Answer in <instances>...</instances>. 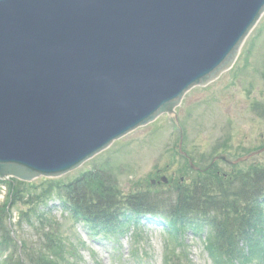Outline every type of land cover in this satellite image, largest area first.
<instances>
[{
    "label": "water",
    "instance_id": "obj_1",
    "mask_svg": "<svg viewBox=\"0 0 264 264\" xmlns=\"http://www.w3.org/2000/svg\"><path fill=\"white\" fill-rule=\"evenodd\" d=\"M263 14L264 0H0V179L62 176L176 114Z\"/></svg>",
    "mask_w": 264,
    "mask_h": 264
},
{
    "label": "rangeland",
    "instance_id": "obj_2",
    "mask_svg": "<svg viewBox=\"0 0 264 264\" xmlns=\"http://www.w3.org/2000/svg\"><path fill=\"white\" fill-rule=\"evenodd\" d=\"M176 111L177 118L161 115L155 122L117 140L77 170L58 178L33 180L36 194L54 192L41 205L57 221L58 237L67 249L66 260L57 264H166L167 251L178 247L171 240L173 229L160 216L129 214L120 235L94 236L88 224L64 207L66 201L58 194L84 175L99 172L103 181L89 179L95 183L93 188L99 189L103 183L121 198L138 192L163 195L176 187L182 177L189 176L193 180L206 169L217 168L220 173H230V169L264 167V151L261 150L264 148V15L246 39L234 67L209 85L192 88ZM181 150L198 170H191ZM221 154L231 161L239 158L243 161L234 167L222 160L214 163V158ZM163 177L169 181L162 182ZM171 178L176 183L173 188ZM8 193H11L10 188L2 187V207L8 204ZM16 209L27 210V205L20 203ZM12 226L17 237L39 243L37 229L27 222L18 224L17 210L13 213ZM209 232L205 228L199 235L192 230L183 233L186 250L177 249L182 257L173 264H217L207 249ZM72 252L74 255H70ZM16 254L21 261L28 262L20 249L14 247L5 253L15 256L10 264H15ZM254 264H264V256Z\"/></svg>",
    "mask_w": 264,
    "mask_h": 264
},
{
    "label": "trees",
    "instance_id": "obj_3",
    "mask_svg": "<svg viewBox=\"0 0 264 264\" xmlns=\"http://www.w3.org/2000/svg\"><path fill=\"white\" fill-rule=\"evenodd\" d=\"M228 172L206 169L188 183L180 181L163 195L138 192L121 198L103 183L99 189L93 188L95 183L89 179L103 181L100 173L95 172L66 185L58 194L66 201L64 207L83 217L97 236L120 235L129 214L161 216L175 231L201 233L209 229L207 247L217 264H254L264 256V167ZM12 183H7L11 189L9 209L8 205H0V264L13 262L15 256L5 253L9 248L20 247L9 227L14 210L18 211V224L27 222L37 229L43 241L30 243L18 236L20 253L28 262L24 263L16 254L15 264H57L66 260L67 249L58 237L57 221L41 205L54 192L36 194L32 184L18 180ZM20 203L26 204L27 210L16 209Z\"/></svg>",
    "mask_w": 264,
    "mask_h": 264
}]
</instances>
